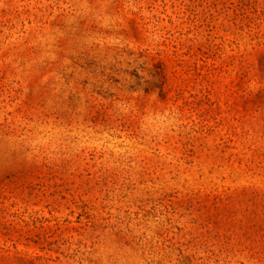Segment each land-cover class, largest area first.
Wrapping results in <instances>:
<instances>
[{"label":"rangeland","instance_id":"1","mask_svg":"<svg viewBox=\"0 0 264 264\" xmlns=\"http://www.w3.org/2000/svg\"><path fill=\"white\" fill-rule=\"evenodd\" d=\"M0 264H264V0H0Z\"/></svg>","mask_w":264,"mask_h":264}]
</instances>
